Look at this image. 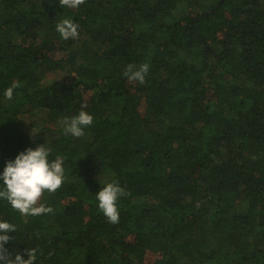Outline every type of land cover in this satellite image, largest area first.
<instances>
[{"label": "trees", "instance_id": "1", "mask_svg": "<svg viewBox=\"0 0 264 264\" xmlns=\"http://www.w3.org/2000/svg\"><path fill=\"white\" fill-rule=\"evenodd\" d=\"M72 16L75 39L55 24ZM149 64L143 83L127 65ZM21 87L11 101L2 92ZM81 106V137L62 121ZM35 133V134H33ZM45 143L65 178L16 224L37 264H264V0H0V167ZM118 180L119 222L94 194Z\"/></svg>", "mask_w": 264, "mask_h": 264}, {"label": "clouds", "instance_id": "2", "mask_svg": "<svg viewBox=\"0 0 264 264\" xmlns=\"http://www.w3.org/2000/svg\"><path fill=\"white\" fill-rule=\"evenodd\" d=\"M84 0H59V4L68 9L79 8ZM79 24L72 16H64L55 24V30L63 40L78 37ZM149 71V64L127 65L125 75L129 80L143 83ZM21 87L20 82L13 81L5 87L2 96L11 101L14 92ZM86 106L71 117L62 121L63 134L71 137H81L85 128L93 123V116L85 110ZM35 134V133H33ZM50 148L45 143L36 147H26L17 152L13 158L5 160L0 167V201L25 216H38L52 211L51 206L44 203L37 205V200L46 190L55 191L64 181L65 169L63 157L57 156L49 159ZM124 194V188L118 180H109L94 194L98 210L110 223L119 222L118 200ZM16 224L5 219H0V264H37L38 249L26 248L24 253H9L5 244L12 236L9 233L16 232Z\"/></svg>", "mask_w": 264, "mask_h": 264}]
</instances>
